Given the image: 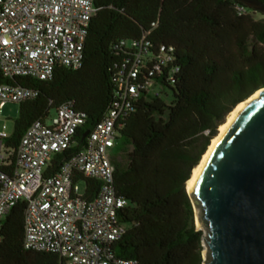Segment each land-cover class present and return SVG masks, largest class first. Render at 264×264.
Instances as JSON below:
<instances>
[{"label": "trees", "instance_id": "trees-1", "mask_svg": "<svg viewBox=\"0 0 264 264\" xmlns=\"http://www.w3.org/2000/svg\"><path fill=\"white\" fill-rule=\"evenodd\" d=\"M94 7L79 69L57 67L48 81L0 73V85L38 93L18 104L3 147L15 151L34 122L72 103L87 119L72 148L49 162L45 174H54L107 113L113 75L125 57L119 42L146 34L155 45L173 47L180 73L169 100L139 99L116 130L113 187L127 201L117 217L129 228L112 251L139 264H203V232L195 227L186 183L227 115L264 88V15L238 0H94ZM121 155L125 165L117 160ZM78 181L86 200L96 197L99 181ZM24 210L25 203H17L2 222L0 264H64L56 254L24 250Z\"/></svg>", "mask_w": 264, "mask_h": 264}, {"label": "built area", "instance_id": "built-area-1", "mask_svg": "<svg viewBox=\"0 0 264 264\" xmlns=\"http://www.w3.org/2000/svg\"><path fill=\"white\" fill-rule=\"evenodd\" d=\"M95 13L94 0H0L1 75L48 81L57 67L79 69ZM118 48L125 57L113 75L107 113L83 140L81 150L69 154L54 174H45L49 162L75 144L85 113L74 110L72 103L59 107L54 117L34 122L15 151L4 149L9 136L5 126L0 127V228L15 205L24 202L26 251L56 254L64 264H139L119 259L112 251L129 227L117 217L127 201L114 191L110 154L116 130L138 100L167 96L180 67L173 47L155 45L146 34L120 41ZM37 95L20 86L0 85V117L7 104ZM79 178L101 183L95 198L86 200L79 192Z\"/></svg>", "mask_w": 264, "mask_h": 264}, {"label": "water", "instance_id": "water-1", "mask_svg": "<svg viewBox=\"0 0 264 264\" xmlns=\"http://www.w3.org/2000/svg\"><path fill=\"white\" fill-rule=\"evenodd\" d=\"M238 1L264 15L258 0ZM258 91L186 190L205 233L203 264H264V88Z\"/></svg>", "mask_w": 264, "mask_h": 264}, {"label": "bare ground", "instance_id": "bare-ground-1", "mask_svg": "<svg viewBox=\"0 0 264 264\" xmlns=\"http://www.w3.org/2000/svg\"><path fill=\"white\" fill-rule=\"evenodd\" d=\"M259 91L255 92L252 96H250L248 99H246L245 101L239 103L225 118L224 123L222 125H220L218 127V132L215 138L212 139V141L210 142V145L208 146L206 152L204 153V155L202 156L199 164L193 169L192 173H191V177L188 180V182L186 183V190L188 192L191 191L192 185L198 175V173L200 172L203 164L205 163L208 155L210 154V152L212 151L213 147L216 145V143L218 142V140L220 139V137L225 133V131L229 128V126L232 124V122L236 119V117L243 111V109L249 104L251 103L254 99H256L259 95Z\"/></svg>", "mask_w": 264, "mask_h": 264}, {"label": "rangeland", "instance_id": "rangeland-1", "mask_svg": "<svg viewBox=\"0 0 264 264\" xmlns=\"http://www.w3.org/2000/svg\"><path fill=\"white\" fill-rule=\"evenodd\" d=\"M169 95L170 93H167V101L169 100ZM18 110H19V105L18 104H7L5 106V108L2 111L1 117H0V127L2 125L5 126V133L7 136H10L12 131H13V122L14 120L17 118L18 116ZM54 117V111H50L49 113V118ZM218 132V131H217ZM117 160L122 164L125 165L127 162L126 156L125 155H121L117 158ZM78 188H79V192L82 194L84 193V184L78 183ZM196 214H198V211H194V224L197 230H201L204 233L203 228L201 227V225L199 223H197L196 221ZM204 245V243L202 242V246ZM205 248L203 247V251H202V258L205 255Z\"/></svg>", "mask_w": 264, "mask_h": 264}]
</instances>
